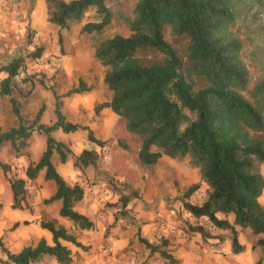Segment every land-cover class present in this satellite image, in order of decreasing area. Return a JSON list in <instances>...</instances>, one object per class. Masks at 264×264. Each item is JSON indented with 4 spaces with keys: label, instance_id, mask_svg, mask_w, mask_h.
Returning a JSON list of instances; mask_svg holds the SVG:
<instances>
[{
    "label": "trees",
    "instance_id": "16d2710c",
    "mask_svg": "<svg viewBox=\"0 0 264 264\" xmlns=\"http://www.w3.org/2000/svg\"><path fill=\"white\" fill-rule=\"evenodd\" d=\"M105 2L44 0L46 20L66 28L81 22L85 12L93 9L92 20L82 23L80 31L98 34L112 20ZM263 13L264 0H136L127 21L129 33L96 40L93 46V58L103 69L102 82L109 91L107 101L93 105V114L107 108L124 122L126 131L139 138L136 158L141 165H153L162 156L187 158L197 171L198 182L181 191V206L194 220L204 219L210 227L188 223L186 232L198 234L203 241L212 239L210 244L217 246L221 240L212 230H228L233 254L242 250L235 227L260 235L255 244L264 249V206L260 203L264 179L258 169L264 161V73L249 90L251 100L246 99L241 92L247 88V71L237 57L240 44L235 37L240 22H258V29L263 30ZM173 43L182 45L183 58ZM41 51L42 47H36L26 56L35 58ZM23 59L18 55L0 65V95L9 97L13 116V124L0 130V148L7 143L18 156L33 131L43 136L44 147L36 161L27 162L23 178L7 177L10 208L27 207L25 183L42 171V178L54 185L42 202L58 201L57 214L72 229L53 219L40 220L38 225L49 233V242L40 237L15 252L0 237V264H34L43 256L56 264H70V249L63 242L84 249L73 231L90 230L93 222L74 208L83 197V187L66 182L51 162L53 153L59 163L70 154L67 145L51 133L81 130L99 149L105 141L96 138L88 126L68 121L61 111L60 97L90 89L81 78L60 95L50 88L52 122L40 121L43 104L30 119L23 118L12 96ZM39 84L44 86L42 81ZM98 158L95 147L83 148L72 158V166L78 170L93 167ZM9 168L0 161L4 176ZM200 183L205 185L203 199L194 204L189 197ZM119 202L121 210L127 197H120ZM17 225L14 222L11 228ZM138 241L166 264L178 263L161 244L143 237Z\"/></svg>",
    "mask_w": 264,
    "mask_h": 264
},
{
    "label": "rangeland",
    "instance_id": "374dc122",
    "mask_svg": "<svg viewBox=\"0 0 264 264\" xmlns=\"http://www.w3.org/2000/svg\"><path fill=\"white\" fill-rule=\"evenodd\" d=\"M135 1L106 0L105 4L112 12L110 24L98 34H87L81 32L80 27L92 20L93 9L85 12L81 22L58 28L46 20L44 0H18V18L11 17L7 22L8 33L0 35V65L18 55L24 58L12 93L23 118L30 119L43 104L40 121L48 124L54 120L50 88L60 95L76 85L78 78L90 87L84 93L60 97L61 111L68 121L88 126L96 138L104 140L102 148L90 143L81 130L68 134L59 130L51 133L70 150L67 163L57 172L62 177L65 175L68 183L82 184L85 195L78 207L93 222L90 230L73 231L84 249L65 244L70 249V264H166L156 252L149 253L138 237L161 244L178 259L177 264H239V261L243 264H264V249L255 244L260 235L251 233L248 228H235L237 241L242 245V250L235 256L224 252L225 245L230 248L228 230H212L221 240L218 246L210 244L214 241L212 239L203 241L198 234L186 232L188 223L198 222L210 227L204 219L194 220L181 206V191L198 182L197 171L188 164L187 158L162 156L153 165H141L136 158L139 138L126 131L124 122L107 108L101 109L97 115L93 114L94 104L109 99V92L102 82L103 69L93 58L94 43L113 34L126 36L129 33L127 21L131 18ZM258 28V22L249 20L240 22L235 30L240 44L237 57L248 77L247 88L241 93L248 100H251V86L264 73V29ZM27 35H30L29 42ZM173 46L183 58L182 45L173 43ZM36 47H42L38 57L26 56ZM2 75L0 71V79ZM8 99L7 95H0V130L13 124ZM123 144L125 146H121ZM43 147V136L33 131L27 140V147L20 150L18 156H14L7 143L0 148V161L10 167L5 176L0 169V237L12 252L34 244L40 237L49 242V234L38 225L40 220L53 219L66 229H72L68 220L58 216V202H42L51 194L53 186L41 178L25 183L27 207L10 208V192L3 186L7 177L22 174L28 161L38 159ZM89 147H95L99 152L95 166H88L73 175L72 158ZM52 157L58 164L57 155ZM258 169L264 179V161ZM203 187L200 183V187L189 197L190 202H199L204 194ZM120 197H127V204L121 210ZM260 203L264 206V190ZM23 220L27 223L22 224ZM14 222L18 225L11 228ZM34 264L56 263L52 258L43 256Z\"/></svg>",
    "mask_w": 264,
    "mask_h": 264
},
{
    "label": "crops",
    "instance_id": "0c3cea01",
    "mask_svg": "<svg viewBox=\"0 0 264 264\" xmlns=\"http://www.w3.org/2000/svg\"><path fill=\"white\" fill-rule=\"evenodd\" d=\"M12 26H16V24H13ZM109 92V91H108ZM68 134V133H67ZM30 137V136H29ZM28 140V139H27ZM53 154H55V153H53ZM53 154L51 155V162H52V164L54 165V167H55V169L57 170V171H59L60 169H61V167H62V165H64V164H66L67 162V160L64 162V163H58V164H56L55 163V161L53 160ZM59 162V161H58ZM88 167V166H87ZM86 169V168H85ZM71 173L74 175V174H79V170H77V169H73V167H72V171H71ZM63 174V173H62ZM17 177H21V178H23L24 177V175H23V173L22 174H18V176ZM40 178L42 179V180H44L43 178H42V171H40L39 173H38V175H37V177L35 178V179H33V180H31V181H33V182H36V181H39L40 180ZM65 181H67V177L65 176V175H63V177H62ZM26 182H30V180H27ZM44 182H46V184H52V192H53V189H54V185H53V183L51 182V181H49V180H44ZM68 182V181H67ZM72 183H74V182H71L70 184H72ZM77 183V182H76ZM78 184L79 185H81L82 186V184L81 183H79L78 182ZM204 185V184H203ZM3 186H5V189L6 188H8V190H9V185H8V182L6 183H4V185ZM204 189H205V185H204V187H203V193H204ZM9 192H10V190H9ZM51 192V193H52ZM10 194V193H9ZM84 195H85V190L83 191V197H84ZM204 195V194H203ZM83 197H82V199H83ZM81 199V200H82ZM202 199H203V196H202V198L199 200V202H201L202 201ZM10 199H8V201H9ZM81 200L75 205V210L76 211H78L79 213H81V214H84L85 216H87V213H85V212H82V211H80L79 210V207H78V205L81 203ZM54 202H58V201H54ZM198 202V203H199ZM59 203V202H58ZM58 207H59V204H58V206H57V210H58ZM60 217V216H59ZM60 218H62V217H60ZM62 219H64V218H62ZM235 228H238V227H235ZM42 230H44V229H42ZM44 232H46V233H48L46 230H44ZM49 234V233H48ZM63 244H66V243H64L63 242ZM219 245V244H218ZM217 245V246H218ZM225 249H224V252H226L227 254L229 253L230 254V256H235V254H233L232 252H231V250H230V248H229V245H225V247H224ZM230 250V251H229ZM175 258V257H174ZM175 259H177V258H175ZM178 260V259H177ZM239 264H243V263H241L240 261H239Z\"/></svg>",
    "mask_w": 264,
    "mask_h": 264
},
{
    "label": "built area",
    "instance_id": "2783aa9c",
    "mask_svg": "<svg viewBox=\"0 0 264 264\" xmlns=\"http://www.w3.org/2000/svg\"><path fill=\"white\" fill-rule=\"evenodd\" d=\"M18 0H2L0 2V35L8 33V20L18 18Z\"/></svg>",
    "mask_w": 264,
    "mask_h": 264
}]
</instances>
